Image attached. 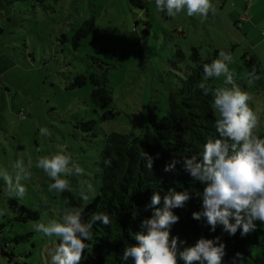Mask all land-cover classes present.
<instances>
[{
    "label": "rangeland",
    "instance_id": "rangeland-1",
    "mask_svg": "<svg viewBox=\"0 0 264 264\" xmlns=\"http://www.w3.org/2000/svg\"><path fill=\"white\" fill-rule=\"evenodd\" d=\"M136 3L18 0L10 7L0 6V171L13 174L17 159L27 167L31 158V179L22 181L27 192L19 202L40 213L38 220L17 221L0 178V224H4L0 264H50L47 252L58 244L57 238L34 230L36 222L59 220L63 208L62 194L49 191L54 181L36 168L37 159L57 152L58 145L64 146L66 154L85 169L83 176L70 178L72 189L80 193L84 181L90 180L96 188L95 196L105 134L118 131L137 138L149 125L150 109L157 119L162 118L169 108V95L181 84L188 67L194 65L193 47L203 58L216 49L233 55L230 71L238 86L255 97L249 104L261 117L258 134L264 138V87H249L245 82L249 69L243 52L253 54L250 38L254 34L249 36L232 22L225 23L224 18L209 15L201 22L200 17H189L185 10L173 19L157 11L155 0ZM245 5L238 2L242 11ZM89 18H94L95 24L75 48L73 35ZM240 23L246 24L242 19ZM178 50L184 52V60L174 56ZM78 73L106 76L113 95L114 118L101 119L104 111L96 110L92 103L91 82L69 88ZM211 83L223 86L222 78ZM91 119L98 123L95 136L93 130L81 127L82 121ZM41 127H47L51 136H41ZM22 233L23 241H13ZM6 242L11 244L7 249ZM12 252L15 256H10Z\"/></svg>",
    "mask_w": 264,
    "mask_h": 264
},
{
    "label": "clouds",
    "instance_id": "clouds-1",
    "mask_svg": "<svg viewBox=\"0 0 264 264\" xmlns=\"http://www.w3.org/2000/svg\"><path fill=\"white\" fill-rule=\"evenodd\" d=\"M157 11L168 17L176 18L186 10L189 17L198 16L201 22L208 19L209 14L215 15L217 7L212 0H155ZM233 55L221 50L217 59L203 65V76L198 87L205 96H211L210 107L216 115L215 131L217 136L207 138L202 146L199 157H183V169L192 178L203 185V211L193 212L195 220L206 219L207 224L215 231L222 226L229 236H235L238 230L241 237L253 232L256 221L264 225V138L258 134L261 128V117L249 102L255 97L242 90L230 71ZM223 80V86H214L213 79ZM260 76L256 68L247 73L246 84L251 87ZM230 86V87H229ZM41 136H51L47 127L40 128ZM58 151L50 156H41L36 161V168L42 169L54 181L49 185V191L58 193L71 192V177L83 176L85 169L74 162L71 155L66 154V148L57 146ZM147 159L146 167L153 168V157L143 153ZM158 158V154H157ZM178 161L173 160L165 165L164 171H173ZM105 166L111 167L112 160L106 159ZM31 158L27 167L22 159H17L12 165L13 174L7 170L0 171V178L5 182V192L9 198L23 199L27 189L22 181L31 179ZM96 188L90 180L84 181L79 198L87 203ZM191 199L187 190L177 192L169 189L163 196L157 192L145 205V211L151 210L152 215L142 221L144 232H136L133 238L136 244L126 246L123 259H131L133 264H224L226 245L201 236L194 246L178 251L179 237L170 238V230L178 223L180 217L174 209L184 207ZM70 201H64L62 215L59 220L52 219L47 224L36 222L34 230L46 237L59 240L57 246L50 248L47 255L50 264H82L84 252L90 249L87 243L93 239V225L99 221L105 226L111 224L106 213H93L88 221L83 219V208L72 207ZM234 221V222H232ZM236 260L243 264L242 253H236Z\"/></svg>",
    "mask_w": 264,
    "mask_h": 264
},
{
    "label": "trees",
    "instance_id": "trees-1",
    "mask_svg": "<svg viewBox=\"0 0 264 264\" xmlns=\"http://www.w3.org/2000/svg\"><path fill=\"white\" fill-rule=\"evenodd\" d=\"M16 1L18 0H0V6L10 7ZM131 1L142 4V0ZM94 24L95 19L89 18L76 29L72 38L75 48L80 47L82 39L90 34ZM220 51L216 49L212 55L203 58L197 47L192 48L191 59L194 65L188 67L190 70L186 71L185 78H181V84L169 95L167 113L157 119L155 112L150 109L149 125L139 137L131 138L127 133L118 131L105 134L97 169L100 185L95 196L85 203L74 190L62 193L63 207L66 199L71 202L69 206L82 207L85 221L93 213H106L111 219L109 226L99 221L93 225V239L87 242L91 247L85 250L82 264H133L131 259H123V253L126 246L137 243L133 238L136 232L146 234L147 229L141 227L142 221L150 218L152 211H145V205L158 192L161 195V204L156 207L162 208L163 196L169 189L177 192L187 190L191 196L184 207L173 210L180 219L172 226L170 238L178 236L179 241H185L178 242V251L194 246L201 236L213 240L219 237L218 243L226 245L224 264H233L236 253L243 254V264H264V225L259 221H256L257 227L253 232L241 237L239 230L235 236H229L222 226L212 231L206 219L198 221L192 218L193 212L203 211V185L193 181L184 171L183 157H199L207 138L218 135L215 131L216 115L210 107L212 97L205 96L198 85L203 76V65L217 59ZM174 56L179 60L185 59L182 50H178ZM243 58L249 72L255 67L260 76L256 86L264 87V69L259 59L252 55H244ZM88 82L93 86L91 100L95 109L104 111L101 119L114 118L116 113L112 106L113 95L105 75L78 73L69 88L82 87ZM242 85L246 87L245 84ZM97 124L96 119H91L82 121L81 127L85 131H96ZM143 153L153 157L151 171L146 167L147 159L143 158ZM106 159L112 160L111 167L103 163ZM173 160L178 161L175 169L165 172V165ZM9 207L15 213V219L21 223L40 218L39 211L22 204L19 199L11 198ZM3 225L0 224V232ZM26 233L32 234L31 231ZM24 239L25 234H16L13 241L19 243ZM10 245L6 242L5 248ZM10 256H15V253L12 252ZM179 264L184 262L181 260ZM235 264H240V261L236 260Z\"/></svg>",
    "mask_w": 264,
    "mask_h": 264
},
{
    "label": "crops",
    "instance_id": "crops-1",
    "mask_svg": "<svg viewBox=\"0 0 264 264\" xmlns=\"http://www.w3.org/2000/svg\"><path fill=\"white\" fill-rule=\"evenodd\" d=\"M239 1L246 2L244 11H242V6H238ZM212 2L216 5L217 12L215 15L210 13V16L217 19L224 18L225 23L232 22L238 30H245L249 36L251 33L254 34L253 38H250V45L253 48L252 56H256L264 67V23H261L264 21V0H212ZM240 19L247 25H241ZM181 34H185V32L181 31ZM244 55L250 57V51L243 52Z\"/></svg>",
    "mask_w": 264,
    "mask_h": 264
},
{
    "label": "built area",
    "instance_id": "built-area-1",
    "mask_svg": "<svg viewBox=\"0 0 264 264\" xmlns=\"http://www.w3.org/2000/svg\"><path fill=\"white\" fill-rule=\"evenodd\" d=\"M263 34H264V30H263ZM22 118H25V116L22 114Z\"/></svg>",
    "mask_w": 264,
    "mask_h": 264
}]
</instances>
